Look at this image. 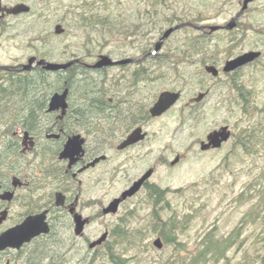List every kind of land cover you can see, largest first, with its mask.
Here are the masks:
<instances>
[{"label": "flooded vegetation", "instance_id": "1", "mask_svg": "<svg viewBox=\"0 0 264 264\" xmlns=\"http://www.w3.org/2000/svg\"><path fill=\"white\" fill-rule=\"evenodd\" d=\"M73 1L66 4V18L72 22ZM102 2L112 3L111 0ZM53 3L52 0H0V44L4 38L13 36L21 25V18L43 17L51 12ZM18 4H25L30 9L19 14L8 12ZM78 32L74 31L75 34ZM79 33L83 38L85 34L94 37L85 38L87 45L66 47L59 55L52 40L38 31L35 36H28V51L23 57L0 59V215L7 210V217L0 224V234L34 215L44 214L50 227L48 233L33 238L21 249L1 251L0 264H70L68 253L60 250L75 240L88 244L94 252L103 247L105 243L91 248L90 244L95 240L90 241L85 235L91 221L107 215L103 212L107 204L99 199L96 216L91 217L86 212L90 208L91 185L97 188L107 177L114 176L124 183L116 196L119 197L150 168L154 170L152 178L157 171L156 165L137 170L138 159L150 153L142 151L143 147L152 144L149 140L153 134L148 125L173 112L185 97L186 92L180 87L158 93L150 88L164 80L167 76L164 70L169 67L175 70L186 62L183 50L171 47L164 51V44L159 50H156V44L133 46V36L129 46L108 49L109 46L97 36L100 31L82 30ZM103 55L118 63L94 67ZM262 56L263 53L250 64L258 62ZM31 58L36 60L31 68H25ZM125 59L134 61L119 62ZM200 59V54L196 55L193 64L201 63ZM39 60L72 64L64 69L50 70L46 64L37 63ZM166 90L180 91L181 98L162 114L153 116L151 109ZM58 95H64V98L54 100ZM195 96L181 105L180 118L186 111L191 113L198 107L200 102H190ZM137 128L142 129L145 138L126 143ZM233 136L232 130L231 138ZM164 148L167 149V145ZM183 157V154H177L170 165H177ZM158 158L162 164L169 161L164 154ZM176 158L178 162L172 164ZM151 178L138 193L145 189L148 196L153 191L152 186L156 184ZM7 193L13 194L11 200L2 198ZM132 198H127L121 205ZM77 214L87 220L80 235L75 232ZM47 241L52 243L53 252L45 255L33 252ZM97 257L94 253L84 254L79 264H95Z\"/></svg>", "mask_w": 264, "mask_h": 264}, {"label": "rangeland", "instance_id": "2", "mask_svg": "<svg viewBox=\"0 0 264 264\" xmlns=\"http://www.w3.org/2000/svg\"><path fill=\"white\" fill-rule=\"evenodd\" d=\"M52 1L51 12L43 14V17L29 16L20 19L21 25L13 36L4 38L0 44V59L23 57L28 51V36L33 37L38 31L46 39L52 40L59 55L66 47L86 44L85 38L90 35L85 34L83 38V34L79 32L84 29L76 28L74 22L69 17L66 18V4L70 0ZM82 1L86 0L73 1L74 12L81 9ZM240 1L242 0H111V6L133 20V16L137 19L139 12L140 17L155 12V8L139 7V3L166 4L158 10L176 13L182 19L201 14L203 20L199 22L200 25H226L241 9ZM57 23H62L66 28L63 34H55L54 27ZM168 27L169 25L165 29ZM75 30L79 32L75 34ZM187 33L198 34V31L193 27L176 31L165 40L164 51L178 45L180 46L177 48L183 50L182 39ZM159 36H154L155 43ZM135 38L141 37L138 35ZM221 38H225V42L217 48L214 58L220 68L227 60L249 50H262L263 56L258 62L242 67L237 73H221L218 79L210 74H203L204 65H194V59L189 60L190 62L185 59L186 62L175 70L172 67L164 70L167 73L164 80L157 81L150 88L158 93L164 89L180 87L185 90V97L169 115L150 121L148 128L153 136L149 141L152 144L142 148V151L150 153L138 159L137 170L157 166L151 181L167 191L162 206H159L162 208V216L165 220L176 216L177 220L184 218L188 222L177 238L183 243L179 254V258L183 259L180 264H188V259L196 258L203 238L210 231L222 246L229 243L228 238H231V244L222 257L213 255L200 264H264V0H255L250 4L239 18L233 33L225 29L213 33L211 43H219ZM229 38L232 41L228 43ZM103 41L109 49L114 46H129L127 44L130 39L113 36ZM231 45L237 46L229 53ZM198 80L203 81L204 90L197 84ZM233 80L242 83L246 92L250 91V101L245 102L247 114L242 110L243 105H238L234 94L228 90ZM206 89L210 91L207 97L193 112L186 111L185 116L180 118L181 105ZM231 98L234 103L230 101ZM223 125L230 126L234 132L233 138L220 149L202 151L201 141L206 140L210 131ZM245 128L255 130L249 142V150L236 144ZM165 145L167 149L164 148ZM161 154L169 160L168 163H160L158 156ZM177 154H183L184 157L177 165H170ZM123 187L124 183L114 176L107 177L97 188L91 185L90 208L86 210L88 215L95 217L98 213V199L108 204ZM146 196L144 189L125 201L117 213L103 215L91 221L85 229L86 237L90 241L96 240L109 230L111 233L108 240L114 243L113 229L127 221L129 229L142 232L139 235L140 247L131 244L130 250L125 254L129 258L128 264H150L149 260L157 263L163 256L166 258L177 254L179 251H174L175 244L164 246L163 249H157L153 245L154 239L159 235L150 226L153 207L146 203ZM60 252L68 253L70 264H79L84 254L93 253L99 256L95 264H110L105 258V246L94 252L89 249L88 244L75 240V243L63 245Z\"/></svg>", "mask_w": 264, "mask_h": 264}, {"label": "trees", "instance_id": "3", "mask_svg": "<svg viewBox=\"0 0 264 264\" xmlns=\"http://www.w3.org/2000/svg\"><path fill=\"white\" fill-rule=\"evenodd\" d=\"M111 5L112 3H103L102 0L82 1V4H80L81 9H78L77 12H74V26L78 29L80 28L84 30L100 31L101 33L97 36L101 37L102 40H106L113 36H120L122 38L125 37L128 40L133 36V41H131L133 42V45L155 46L156 43L153 41L154 36L157 34H162L165 31L166 26H172L176 21H179L178 23L189 21L195 25H200L199 22L203 20L201 14L198 17L182 19V17L176 13L170 14L163 10L160 12L158 8L164 7L166 4H155L151 2L139 3L137 5L139 7L144 6L155 8L154 13L149 12L147 13L148 15L146 17H140L139 14H141V12H139L136 17L137 19H135L133 16L132 20L127 17V14H123L121 11H116ZM188 28L191 27L186 26L183 29ZM107 31L111 32V34H106L105 32ZM197 31L198 34L187 33L182 39V45H184L182 52L185 55V59L187 61H193L195 56L200 54V60L203 65L207 63L216 64L214 58H216L218 51L217 48L221 44H224L225 38L220 39L222 42L220 41L219 43L216 42V44H212L211 35H213L215 32H210L207 28ZM138 35H140L141 38L136 39L135 37ZM90 36L94 37V35ZM231 41V38H229L228 43ZM131 42L128 44H132ZM179 46L180 45L177 47ZM236 46L237 45H231L228 52L231 53ZM204 73L205 72H203V74ZM202 82V80H198L197 84H199L201 89L204 90L205 86ZM228 90L234 94L235 99L238 101L237 104L239 105L241 103L243 105L242 110L244 114H247L248 109L245 107V102L250 101V97L248 96L250 91L246 92L243 84L237 83L234 80L228 86ZM230 101L234 103L232 98ZM242 133L243 136L236 141V144L238 147L243 148L244 150H249V142L252 140L255 130L245 128L242 130ZM152 189L153 191L149 192V195L146 196V203L152 205L153 207L152 222L150 226L152 230H156L158 235L162 237L165 244L164 246L175 244L174 251L179 252L166 258L163 256L164 258H161L159 261L157 260V263L155 261L149 260L151 261L150 264H180L183 259L179 258V254L181 253L180 251L183 247V243L178 241L177 238L179 232L186 228L188 222L184 218L177 220L176 216H171L165 220L162 216V208L160 207L162 206L161 203L162 200L165 199L164 197L167 191L158 185H153ZM141 233L142 232L138 229H129L127 226V221H124L122 225L113 229L112 235L113 238H115L114 243H111V240H107L103 245L105 246L104 254L108 263L128 264L129 258L126 257L125 254L130 250L131 244H133V246H137V248L140 247L141 236L139 235ZM236 237L237 235L234 238ZM136 239L137 241H135ZM230 239L231 238L227 239L229 243L222 246L218 240H215L213 232H208L203 238L196 258L188 259V264H200L203 260H206V258H209L213 255L222 257L229 249V244H231ZM51 245L52 243L47 241L45 244L38 245L36 250L33 252L37 253L38 255L49 254L50 252H53Z\"/></svg>", "mask_w": 264, "mask_h": 264}, {"label": "water", "instance_id": "4", "mask_svg": "<svg viewBox=\"0 0 264 264\" xmlns=\"http://www.w3.org/2000/svg\"><path fill=\"white\" fill-rule=\"evenodd\" d=\"M254 1L255 0H243L241 9L226 25L204 26V25H195L191 22H182L172 25L164 31L162 37L156 42V50H159L163 46L164 41L167 38H169L175 31H178L186 26H192L199 30L208 28L210 32H216L222 29L233 30L237 27L239 18L245 13V11L249 8L250 4ZM29 9L30 7L25 4H18L14 7H11L8 10V12L13 14H19L22 12H26ZM55 32L57 34H63L65 32V27L61 23H58L55 27ZM261 55H262V51L260 50H249L227 60L221 69L214 63H208L204 66V70L213 77H218L220 76L221 72L225 74L237 72L240 68L260 58ZM35 60L36 58H31L29 61V65L25 66V68H31ZM132 60L134 61V59H125L119 62L124 63V62H130ZM37 63L42 65L46 64L47 65L46 68L50 70L64 69L72 64V62L60 64L54 62H47L46 60H39L37 61ZM116 63H118V61L113 60L109 56L103 55L94 67L102 68ZM208 93L209 90L201 91L195 97L190 99V102L199 103L206 97ZM59 97L64 98V95L62 96L58 95L57 97H54V100L59 99ZM180 98H181L180 91H170V90L163 91L160 94L157 102L151 109L152 115L157 116L162 114L173 104H175ZM141 133H142L141 128L135 129L133 131V135L129 137L126 143H131V142L134 143L143 140L145 138V134L143 133L141 134ZM231 135H232V129L230 128L229 125H223L217 129H214L207 134L206 140L201 141L200 149L202 151H207L210 149L220 148L223 145V143L229 141ZM66 149H68V145L66 146ZM178 160L179 159L176 158L172 162V164H176ZM153 171H154L153 168H150L140 179H138L133 183V186H131L126 191H124L121 196L112 199L106 205L103 212L107 215L117 213L119 211L121 203L127 198L137 194L142 188L143 184L151 178ZM12 197H13L12 193H7L2 196V198L8 200H11ZM6 217H7V210H5L2 213V215H0V224L3 222V220ZM75 217L77 222L75 232L76 234L80 235L84 230L87 220L83 219L82 216L79 214H77ZM49 231H50V227L47 221H45L44 214L28 216L22 223L15 225L0 234V252L7 248L21 249L24 246V244L30 242L33 238L41 235L42 233H48ZM109 235L110 232L105 231L102 234V236H100L97 240L93 241L90 244V247L93 248L105 243L109 238ZM153 245L157 249H163L165 244L162 237L158 236L154 239Z\"/></svg>", "mask_w": 264, "mask_h": 264}]
</instances>
